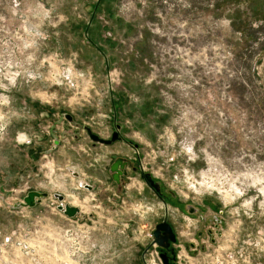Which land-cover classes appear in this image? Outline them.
I'll return each mask as SVG.
<instances>
[{"label":"rangeland","instance_id":"obj_1","mask_svg":"<svg viewBox=\"0 0 264 264\" xmlns=\"http://www.w3.org/2000/svg\"><path fill=\"white\" fill-rule=\"evenodd\" d=\"M97 1L0 0V264H162L166 212L178 264H264V0Z\"/></svg>","mask_w":264,"mask_h":264},{"label":"water","instance_id":"obj_2","mask_svg":"<svg viewBox=\"0 0 264 264\" xmlns=\"http://www.w3.org/2000/svg\"><path fill=\"white\" fill-rule=\"evenodd\" d=\"M99 1L100 0L97 1L95 9ZM64 117L69 121L73 119L72 116L68 113H65ZM120 128H121L120 124L114 122V131L111 133L110 138L105 139L93 133L90 128L85 127L88 137L92 140L93 144L97 142L103 143V144H111L115 142L116 140L121 139L122 137L119 132ZM135 147H137V144H135ZM126 164H127V160L125 158L117 157L109 166V173L111 175V178L117 185H119L120 183L121 175L126 173L125 171ZM150 185L155 190L158 189V183H155L152 179L150 180ZM85 186L89 189L93 188L92 186L88 184H86ZM47 196H48L47 192H40L36 190L28 191L27 194L24 196L23 201L20 203V205L27 206V207H33L37 203H39L43 198H46ZM54 196L59 201V204L57 206L58 210L63 212L68 217H74L76 215H79L80 209L77 206L63 203V195L55 193ZM152 235H153V240L151 242V245L156 244L158 246H164L165 245L164 241H167L168 239L175 241V234L173 233L170 224L165 219L155 225L152 231ZM159 257L161 258L163 264H169L165 254L161 253L159 254Z\"/></svg>","mask_w":264,"mask_h":264},{"label":"flooded vegetation","instance_id":"obj_3","mask_svg":"<svg viewBox=\"0 0 264 264\" xmlns=\"http://www.w3.org/2000/svg\"><path fill=\"white\" fill-rule=\"evenodd\" d=\"M121 126V125H120ZM114 131V130H113ZM112 131V132H113ZM120 135H121V139L119 140H116V141H123L125 143H127L131 148L133 149H137V147H135V143L132 142V141H129V140H126L122 134H121V128H120ZM98 143V142H97ZM93 144V143H92ZM96 144V143H95ZM94 145V144H93ZM117 157H121V156H117ZM115 157L114 160L117 158ZM124 158V157H123ZM127 160V164L125 165V171L126 173L121 175L120 177V180L122 182V180L124 179V177H127V174H128V170H127V167H131L134 171L137 170V168L133 165V162H131L128 158H125ZM112 160V162L114 161ZM111 162V163H112ZM140 176L142 178V180L146 183V185L151 189L153 190V192L157 195V197L159 199H161L164 203H165V200H166V197L164 194H163V191H162V186H161V183L160 182H157L155 181L152 177H151V174L149 173H146L143 171V169L141 170L140 169ZM153 180L155 183H158V189H154L151 187L150 185V180ZM116 184V183H115ZM117 185V184H116ZM169 195L170 197L174 200H176V195L172 192H169ZM166 204V203H165ZM178 208L183 211V212H186L188 215H196V214H199V220H198V223H199V229L196 231L195 235H196V238H197V242L198 241H203L201 240V233L203 231H206L209 239L211 242H213V236H214V231L215 230H218L221 226V224L223 223V221L221 220L220 217L218 216H215L213 215L212 218H207L205 215H203L202 211L200 212V207L197 206V205H193L191 203H178ZM223 211L222 210H218V214H223L222 213ZM166 220L171 228H172V231L173 233L175 234V241H172L171 239H168L167 241H164V246H158V250H159V254H165V256L167 257V261L169 264H178V260H177V254H176V250H175V245L177 243V240H178V236H177V233L175 231V228L172 224V222L169 220L168 218V212L165 213L164 215V218L162 220H160L159 222L163 221V220ZM159 222H157L156 224H158ZM155 224V225H156ZM155 227V226H154ZM203 243V242H202ZM193 248V249H196V248H199L201 249V245L200 244H194V241L190 240L188 242V244L185 246V248ZM161 259V258H160ZM162 261V260H161ZM163 264V263H162Z\"/></svg>","mask_w":264,"mask_h":264},{"label":"bare ground","instance_id":"obj_4","mask_svg":"<svg viewBox=\"0 0 264 264\" xmlns=\"http://www.w3.org/2000/svg\"><path fill=\"white\" fill-rule=\"evenodd\" d=\"M74 203H75V205H74V206H77V207H78L77 201H76V202H74Z\"/></svg>","mask_w":264,"mask_h":264},{"label":"built area","instance_id":"obj_5","mask_svg":"<svg viewBox=\"0 0 264 264\" xmlns=\"http://www.w3.org/2000/svg\"><path fill=\"white\" fill-rule=\"evenodd\" d=\"M154 245V244H153Z\"/></svg>","mask_w":264,"mask_h":264}]
</instances>
